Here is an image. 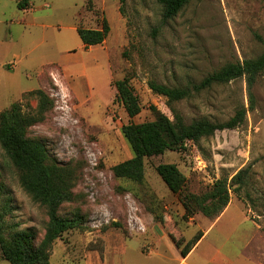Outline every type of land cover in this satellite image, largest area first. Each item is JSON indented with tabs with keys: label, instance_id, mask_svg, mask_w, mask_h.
<instances>
[{
	"label": "rangeland",
	"instance_id": "374dc122",
	"mask_svg": "<svg viewBox=\"0 0 264 264\" xmlns=\"http://www.w3.org/2000/svg\"><path fill=\"white\" fill-rule=\"evenodd\" d=\"M18 1L0 0V113L19 103L35 115L39 101L26 95L44 90L51 97L53 109L26 135L44 142L74 174L73 199L59 215L86 219L53 244L50 264H163L146 257L173 243L170 236L186 244L208 230L222 215L187 219L180 197L157 172L162 164L185 175L183 195H203L217 180L249 168L246 187L232 193L228 214L203 247L218 238L235 264H242L239 254L242 262L264 264V72L252 90L253 105L245 79L172 105L149 86L192 88L230 64L261 56L264 0H193L172 19L164 18L160 0H126L123 14L120 0H33L25 11ZM104 21L111 28L105 44L86 49L77 27L100 29ZM124 79L142 107L133 119L116 100V84ZM243 106L249 112L242 127L147 158L142 182L115 176L113 169L134 157L124 126L152 122L158 113L173 120L172 109L188 124H220ZM3 180L13 197L8 221L42 240L47 209L24 191L13 168ZM0 264H9L1 254Z\"/></svg>",
	"mask_w": 264,
	"mask_h": 264
},
{
	"label": "trees",
	"instance_id": "16d2710c",
	"mask_svg": "<svg viewBox=\"0 0 264 264\" xmlns=\"http://www.w3.org/2000/svg\"><path fill=\"white\" fill-rule=\"evenodd\" d=\"M33 0L18 1L20 10H27ZM193 0H160L164 6V18L176 17ZM126 0H120V12L124 13ZM85 48L103 45L111 31L108 21H104L100 29L77 28ZM264 72V53L256 59L230 64L220 71L206 77L192 88H176L154 81L149 83L150 89L167 99L170 105L190 99L194 93H201L217 84H227L237 79H245L248 86L250 101L253 105V88L259 76ZM116 100L119 101L133 119L137 117L142 107L134 94L128 79L116 84ZM37 98L38 111L27 114L19 103L0 113V150L5 154V160L0 159V254L9 264H50L53 244L64 233L81 228L86 219L83 215L73 218L59 215L61 206L73 199L74 174L71 169L63 167L56 157L51 156L46 144L42 141L28 138L27 130L45 120L46 113L54 107V101L44 90H36L26 95ZM173 120L158 113L152 122L129 124L123 127V134L130 144L134 157L116 166L113 171L116 177L135 182H142L145 177V160L164 155L168 151L185 150L188 143H198L203 138L212 137L218 131L235 130L242 127L249 110L239 108L233 118L224 123H212L208 120L195 121L188 124L183 115L172 109ZM7 159V160H6ZM11 166H8L10 165ZM13 168L19 177L24 191L38 204L45 207L49 222L45 236L39 240L35 230L19 229L12 225L8 218L12 214L13 197L3 180L4 172ZM157 172L169 190L181 199L187 219L201 213L210 219L219 218L229 207L232 193L239 194L247 185L250 169H242L231 180H217L211 189L203 195H183L186 177L176 165L162 164ZM203 232H198L190 241L183 244L170 236L174 245L186 257L198 244Z\"/></svg>",
	"mask_w": 264,
	"mask_h": 264
},
{
	"label": "crops",
	"instance_id": "0c3cea01",
	"mask_svg": "<svg viewBox=\"0 0 264 264\" xmlns=\"http://www.w3.org/2000/svg\"><path fill=\"white\" fill-rule=\"evenodd\" d=\"M95 47H89L88 49ZM229 210L230 205L222 216L208 228V230L202 231L203 236L201 240L186 257H182L180 250L176 248L174 243H171L169 246H159L158 249L151 251L150 255L146 258H150V261H158L163 264H235V255L233 251L227 248L226 243H221L218 238H216V243H213L212 246L207 248L203 247L212 236L216 227L226 217ZM205 251L208 252L204 254ZM142 255L144 256V254ZM236 260L240 261L242 264H248L247 261H249L246 258L247 261L245 260V262H242V255L240 254L237 256Z\"/></svg>",
	"mask_w": 264,
	"mask_h": 264
}]
</instances>
